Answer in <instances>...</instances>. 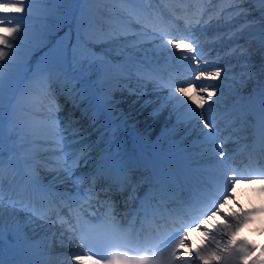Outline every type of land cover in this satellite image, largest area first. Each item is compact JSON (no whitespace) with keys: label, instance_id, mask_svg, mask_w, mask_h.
Listing matches in <instances>:
<instances>
[{"label":"snow or ice","instance_id":"obj_1","mask_svg":"<svg viewBox=\"0 0 264 264\" xmlns=\"http://www.w3.org/2000/svg\"><path fill=\"white\" fill-rule=\"evenodd\" d=\"M74 0H0V176L3 174V139L5 134V119L9 121V132H15L17 129L25 127L33 130L34 133L43 132L50 138H59L55 140L60 143L66 139L64 133L66 128H61V121L58 117L60 111L59 105H56V111L51 110L43 113V127H40L41 122L37 120L39 110L36 107L26 109L25 112L18 116L15 110V105L11 104L13 94L18 88L19 84L16 76L13 73L14 68H19L23 65L24 59L29 50L37 44L45 43V39L49 34L47 25L42 24L41 29L37 30L34 26H30L23 21H43L49 15L56 12L55 8L45 7L48 4L64 5L71 4ZM121 4L135 5L143 3L144 0H118ZM157 0H147V3H155ZM183 2V0H181ZM198 3L212 4L214 0H196ZM242 4H253L258 6V11L261 13V21L264 23V0H231V6H234L235 15L250 14L252 9L241 8ZM33 5H40L34 10ZM34 11L38 15H34ZM200 16L195 20L196 25H200L203 20L205 12H210L211 9L201 8ZM129 19L136 18L139 22L143 10L132 7L128 9ZM195 13L193 12V15ZM68 18L65 13L57 17L58 22L62 25ZM212 15L208 16V20H204V24H208L212 20ZM189 27H192L191 21H186ZM57 28L55 31L58 32ZM166 43L161 44V48H166L170 45L172 48L182 50L183 62L186 63L190 71L195 72L192 64L199 67L198 51L202 50L201 45L197 40L186 42L185 39L171 38L168 39L166 34ZM188 36L194 35V31L188 32ZM127 39V34H125ZM81 43L90 45V41L81 40L80 27L78 25L76 32V42L73 43L72 32L65 33V37L60 38L53 46L50 55L56 64H70L73 69V79L79 83L81 80H90L92 75L97 72L104 71L100 67L101 64L106 63L99 57L92 54L91 56L78 57L77 49ZM139 47L138 43H132L131 48ZM261 47L264 48V37L261 40ZM7 66V72H6ZM221 75V70L216 67L213 72L199 71L194 79L187 82V86L175 87L174 91L170 93V99L180 100L181 97L186 98L181 102L187 105L188 113L193 120L203 124L201 133L205 138V142L211 143V152L213 155L214 165L217 169L216 175L211 186H206L201 181L202 186H197L191 197L180 201L179 206L173 212L167 213L171 221V228L166 227V231L161 232L157 230V236L153 238L154 242L140 239L139 232L133 238L132 232L129 228L124 227L118 222L114 216L105 213L101 217H90L88 220L83 219V213L80 209H76L75 214L77 222L75 225L59 218V222L69 223L68 230L73 234L68 238V242L74 247H84L87 252L84 255H73L72 260L76 264H191L192 258H198L204 264H237L238 261L244 260L248 264L246 258L249 252L252 251V246L241 241H234L232 239L236 229L240 223L249 215L248 212L237 214L235 212L230 215H225V223L217 224L212 229L205 228L206 242L202 246L189 251H181L186 248L188 243L186 239V232L189 227L195 225L197 228L205 224L211 215L220 213L224 215L221 203H227L228 197L231 195V188L233 182L240 175L235 169H229L226 165L227 156L222 147L215 145L216 137L213 135L218 130V125L214 122L215 117L212 114V105L215 101L212 99L216 93L214 90L210 91L209 87L197 88L194 87L197 81L201 78L215 80ZM261 75H264V67L261 68ZM183 83V82H180ZM73 88L69 90L72 94ZM206 93L207 95H203ZM79 94V93H77ZM179 94V95H177ZM260 105H259V127L261 130V142L264 144V84L260 87ZM191 102V103H189ZM195 105V107H193ZM207 105V106H206ZM73 107H79L73 104ZM199 109V111H197ZM87 115V109L82 113ZM91 119V118H90ZM95 123L94 119L92 121ZM203 129H208L203 132ZM77 137L76 140L70 143H80L87 139L86 134H81L79 131L73 132ZM115 136V132L112 134ZM91 144H82L79 149V155H74V163L70 166L61 165L59 170L66 173L68 179H72L75 175V168L79 165V161L84 159L85 166L88 163V157L91 155ZM108 154L103 155L101 159L94 164L95 171L88 174L90 184L85 189L86 199L82 198L81 207L84 203H89L93 198H98L96 189L97 181L104 176H111L116 173L117 176H125L129 171L127 167L119 159V147L115 153L111 152V144L108 145ZM264 150V149H262ZM219 153V160H215V153ZM199 171V170H193ZM264 176V170L256 173ZM162 174L157 175V179L149 184L150 191L158 190V186L163 185L159 190L163 191L174 182V173L169 172L166 177L161 178ZM85 177L77 176L76 180L83 183ZM35 180V175H34ZM127 183V181H125ZM104 189V191H109ZM135 191V189H133ZM80 195L79 185L77 187V196ZM147 196V194H146ZM154 198V197H153ZM18 201L9 197V204L15 206ZM103 201L102 204H107ZM3 209V189L2 179H0V214ZM159 209H157V212ZM156 213L154 212L153 215ZM95 221V222H93ZM57 221H53L56 223ZM184 233V234H182ZM3 236V226L0 224V237ZM219 237V238H218ZM79 240V244L74 241ZM175 241V243H171ZM166 247V245H169ZM105 250L107 254L105 255ZM92 253V254H88ZM194 254V255H193ZM99 256V258H97ZM189 259L182 260L181 257ZM0 264H9L4 259L3 249L0 248ZM250 264H264V249L261 251L260 257L253 259Z\"/></svg>","mask_w":264,"mask_h":264},{"label":"bare ground","instance_id":"obj_2","mask_svg":"<svg viewBox=\"0 0 264 264\" xmlns=\"http://www.w3.org/2000/svg\"><path fill=\"white\" fill-rule=\"evenodd\" d=\"M102 3L103 2L101 0H74L73 3L67 4V6L48 4L45 7L55 8L56 9V12L54 14L49 15L43 21H40V20H37L35 22L32 21V20L23 21L25 23H28L30 26H34L37 30L41 29V25L42 24L47 25L48 30H49V34H48V36L45 39V43L37 44L35 47H33V48H31L29 50L27 56L24 59L23 65L19 69L22 70V67L29 63L27 61V59H26L28 56L31 57L34 54H41V53L46 55L48 52H50L51 49L53 48V40L56 39V38L58 39L60 34L59 35L56 34L57 36H54V37H51V35H53V32H54L55 28L63 27L64 23H66V22H71L77 27H78V25H80L79 27H82L81 28L82 29L81 39L89 38L93 42L108 43L109 46L111 47V49L114 48V50L116 51V52H113L115 54H123V53H125V54L126 53L127 54H130V53L141 54L142 52H144L145 48H143L142 46H139L136 49H132V48H127L125 45H122V43H119V44L115 45L114 41L116 40V38H118L117 37L118 34L114 35L112 33H108V34H100V33H97V32L94 33V31L95 30L97 31L98 29H96V25L95 24L94 25L92 24V21H93V16H98V11L97 10L93 11V13L91 11H87L86 10V6H90V5L91 6L92 5L93 6H99ZM38 7H41V6L40 5H33L34 10L37 9ZM109 7H107V8L110 9L109 11H111L112 6H109ZM240 7L241 8H245L246 7V8L252 9V11L250 12V15L243 19L244 26L253 25V20H255V21L259 20L256 23L257 27L262 26L261 25L262 23H261V20H260L261 19V13L258 11V6L257 5L242 4V5H240ZM255 11H258V13H255ZM65 13L68 14V18L61 25L58 22L57 17L62 16ZM34 15H38V13H36L34 11ZM64 30H69V29L64 27ZM263 30H264L263 26H262V28H259V31H263ZM50 39L52 40V42L49 43V44H46ZM253 41L254 42H251V43H252L253 46H255L256 49H258L260 51L261 50L264 51V48L261 47V40H259L258 42H256L255 40H253ZM132 43H139V42H132ZM132 43H127V46H130ZM256 43L259 45L260 48L256 45ZM124 44H126V43H124ZM94 51H97V49L94 50ZM98 51H100L99 54L100 53H102V54L107 53V51H104V50H98ZM128 52H130V53H128ZM261 55H262V53H261ZM263 55H264V52H263ZM262 59H264L263 56H262ZM104 69H106V70H104L103 73L101 74V76L96 78L94 80V82H87V83L80 84L79 88L80 87L83 88L85 90V93H86L87 96H90L91 94H93L91 96V98H95L97 95L98 96H103V93H104L108 97H112L113 94H112V90H111L110 86L109 87H104L101 90L98 89L96 91L94 89V90H92V92L90 91V89L93 86H95V88H96L98 85L104 83L106 81V78L114 77V76H116L115 74H118V72L116 70H112V69H110L108 67H106ZM7 70L8 69H7V66H6V72H7ZM57 73H58L57 68L55 66H52L51 70H50V76L56 77L55 75ZM121 73L124 74L125 72L122 71ZM14 75L16 76L17 81L21 80L22 77L19 74L14 73ZM61 75H62V78H64L63 79V83H64L63 85L69 91L70 89L73 88L70 85V83H71L70 80L74 84L77 83V81L74 82V79L72 78L74 73L71 72V71H69V73H68V70H65V71H63V73H61ZM91 78H93V77H91ZM22 82H24V80ZM90 86H92V87H90ZM23 94L24 93H21V92L18 93V89H17V92H16L15 96L19 97L20 95H23ZM123 98L125 99V104L127 103L128 105H123V106H121V108H125L127 110L131 109V110H129V111H125L124 109H122L121 111L117 110L118 112H116V113H118V114L115 116V119L119 120L122 123V126H120L118 128L121 129L123 132H125V134H127V135L129 134L126 131V130H129V129L126 128V130H123L122 128L124 126H129L130 127V124L132 123V121H130V119H134L135 120V118H137V117L138 118L139 117L140 118L144 117L145 118L144 122H146V120H147V123H148L147 128H149V129L154 128L155 130H156L157 127L160 126V124H161L160 121L165 119L164 116L155 117V118H153V117L149 118L147 110L149 108H151L153 105H155L156 103L145 102L144 98L137 99V100L135 99V100H132V101L130 99H128L127 97H123ZM156 101L158 102L159 100L157 99ZM160 106H161L160 108H163V103L160 104ZM158 108H159V106H158ZM117 109H119V107ZM129 117H130V119H129ZM188 117H190V116H188ZM148 118H149V120H148ZM152 119L154 120V122H155L154 124L155 125L152 123L153 121L150 122V120H152ZM137 125L140 126L139 123ZM26 130H27V134L25 135V138L27 139V141H26L27 144H25V149H31V150L39 151L41 147L38 144L33 143L32 140L38 139V138L40 139L41 137H38V136H45V134L43 132L34 133L33 130L30 129V128H27ZM137 138L139 139V137H137ZM42 159H43L42 157L39 158V161L42 160ZM6 212L7 211H5V209H2V214H0V224H2V226L7 224L8 220L11 221V219H8V218L6 219L5 217H3V214L6 213ZM259 221L262 222L261 217L259 218ZM258 232H251V231H247V229L242 228L241 230L236 231L232 238H234V241L243 240L244 242H246L247 244H249L250 246L253 247V245L255 243H258L259 239L264 238V234H260ZM253 259H254L253 253L249 252V254H248L247 258H246L248 264H250V262ZM237 264H245V261L244 260H240V261L237 262Z\"/></svg>","mask_w":264,"mask_h":264}]
</instances>
